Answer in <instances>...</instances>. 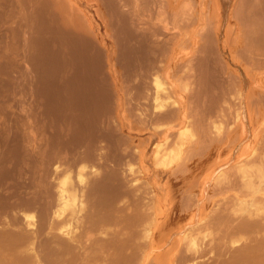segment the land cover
<instances>
[{"label":"bare ground","instance_id":"1","mask_svg":"<svg viewBox=\"0 0 264 264\" xmlns=\"http://www.w3.org/2000/svg\"><path fill=\"white\" fill-rule=\"evenodd\" d=\"M7 1L0 14L11 4L32 41L46 37L49 69L44 82L30 63L29 75L22 72L31 79L21 77L30 91L22 83L18 96L27 123L4 116L11 95L0 92V264H264V128L227 168L216 159L264 120V0H236L224 29L223 19L215 25L206 16L187 57L145 28L147 0L103 3L111 48L85 14H64L50 0H17L15 11ZM164 9L151 20L176 30L175 39L196 22L189 14L168 19ZM137 128L149 134L135 143L126 131ZM145 161L162 167L146 170L151 181L139 177ZM208 169L216 171L212 195L201 188ZM164 171L165 198L178 191L180 215H198L173 246L155 232L171 222L154 191Z\"/></svg>","mask_w":264,"mask_h":264},{"label":"rangeland","instance_id":"2","mask_svg":"<svg viewBox=\"0 0 264 264\" xmlns=\"http://www.w3.org/2000/svg\"><path fill=\"white\" fill-rule=\"evenodd\" d=\"M13 1V2H12ZM9 0V2L8 3H12L15 7H14V9H16V6H17V0ZM148 1L149 0H147V2H146V5H145V8H146V15H145V17L148 15V17L150 18V20L148 21V19H147V21H145L146 22V24H145V28L147 29V30H152V31H154L153 29H155V31H156V33H157V35L159 36L158 37V39H157V41H160L161 43H163V44H165V45H168V43H170L169 41H172L170 44H172L173 43V41H174V43H173V45H175V52H177L176 53V56L178 57H180V56H182L183 54L185 55V53H186V57L187 56H190V51L192 50V48L194 47V45H195V42H193L192 41V38H194V35L201 29V28H204V27H208V25L207 26H205V23H206V20L209 18V16H210V18L208 19V22H209V20L211 21L213 18H216V20L214 21V19L212 20V22H213V24H215L216 25V23L218 22V20H219V22H220V20L221 19H223V20H221V22H220V26H221V28L222 29H224L227 25H229V24H227L226 22H227V16H229L230 14H233V10H234V5H235V3H237V1L236 0H156V2L155 1H153V0H150L149 1V3H148ZM152 1V2H151ZM50 2L53 4V5H56V6H59L61 9H63V11H64V14H75V15H78V16H84V14L85 15H87V16H89L90 18H91V21H93V25H94V27L97 25H99L98 27L101 29V30H99V32L101 33V35L102 36H106L107 37V35H108V33L110 34V36L112 37H114V32H113V30L111 29L112 27L109 25V21L108 20H106V19H109L108 17L107 18H105L108 14H112L111 13V10H109V8H108V10H109V12L106 10V8H105V6L107 7L108 5H107V1L106 0H50ZM186 2H187V4H186ZM103 3H106L105 4V6H104V4ZM160 3H161V5H160ZM103 4V5H102ZM191 6H190V5ZM148 5V6H147ZM184 5V6H183ZM189 5V6H188ZM8 6H12L11 4H8L7 5V3H6V7L8 8H6L5 7V10H6V12H1V16H0V81H2V82H4L3 84H4V86L6 87V88H4V87H2L3 85H1V87H2V89H0V92H4L3 93V95L4 94H7V91H8V94L7 95H11L9 98V102L7 103V106H10V104H11V108L10 107H7L6 106V113L4 112V116L6 117V118H9V117H11L12 119H14V118H16L17 117V119H19V120H16L15 122L17 123V121H18V123H27L28 122V117H27V111H28V109H27V111L26 112H24V111H21V99H19V97L18 96H20L19 95V93H21V92H19V90L21 91V87H20V85L22 84V83H24L23 85L25 86V89H26V91L28 92V91H30V83H31V79H29L30 77L29 76H27V75H29L27 72H26V67H27V65H29V63H30V69H34V68H37V69H35L36 71H37V73L40 71H42L41 73V75H38L37 73H34V74H37V76L39 77H36L35 75V78H36V80L37 79H41V77H43V76H48V66L47 67H44L43 65L45 64V59H46V55H43V54H45L46 53V43L47 42H45L46 41V37L44 36V34H40L39 36L40 37H38L39 39H36V41H32V39H30L31 38V29L29 28V26L28 25H25L26 23L22 20V15H24V14H21V13H17V12H20V11H17V9H19V8H17L15 11H17V12H15V14H10V11L8 12V10H11ZM13 7V6H12ZM17 7H19V6H17ZM103 7H104V9H103ZM109 7V6H108ZM152 7V8H151ZM159 7H161V9H162V7H164L165 9V16L168 18V16L167 15H174L175 13L176 14H186V15H188L189 14V16H191V17H196L195 19H196V22L194 21V23H191L190 25H187V27H183V30H184V32H185V35H180L179 36V38L178 39H181L182 37L183 38H185L186 37V39H183L182 41H184L185 40V42H183L182 43V41H181V45L179 44L180 43V41H178V39H177V37H176V39H177V42H179V43H177L176 42V39H175V36H176V30H168V29H164L163 27H162V24L161 23H157V24H153V22H152V20H154L155 21V15H156V17H157V12L159 11ZM191 7V8H190ZM28 8V7H27ZM29 10V9H28ZM103 10H105L106 12L104 13V11ZM125 11H126V13L125 14H129V10L127 9H125ZM124 11V12H125ZM29 12V11H28ZM149 12H150V14H149ZM156 12V13H155ZM182 12V13H181ZM6 13V14H5ZM9 13V14H8ZM159 13V12H158ZM19 16H18V15ZM103 14V15H102ZM213 14V15H212ZM216 14V15H215ZM228 14V15H227ZM26 15V14H25ZM28 15V14H27ZM91 15V16H90ZM104 16L103 18H102V16ZM159 15V14H158ZM170 15H169V17H170ZM211 15L213 16V17H211ZM215 15V16H214ZM6 18H5V17ZM109 16V15H108ZM165 16H163V14H162V17H165ZM207 16V17H206ZM3 17V18H2ZM10 17V18H9ZM148 17H146V18H148ZM172 17V16H171ZM199 17V18H198ZM200 17H201V20H200ZM207 19H206V18ZM221 18V19H219V18ZM224 17V18H223ZM206 19L205 21L204 20H202V19ZM212 18V19H211ZM218 18V19H217ZM152 19V20H151ZM169 19V18H168ZM29 20V19H28ZM27 20V21H28ZM102 20H104V21H102ZM200 20V21H199ZM226 20V21H225ZM201 21H204L205 23L203 24V22H201ZM217 21V22H216ZM19 22V23H18ZM106 22H107V24H106ZM207 22V23H208ZM216 22V23H215ZM218 22V23H219ZM22 23H25V24H22ZM97 23V24H96ZM104 23V24H103ZM20 24V25H19ZM96 24V25H95ZM152 24V25H151ZM227 24V25H226ZM14 25V26H13ZM18 25V26H17ZM101 25H103V27H101ZM105 25V26H104ZM106 25H107V28H106V31H107V34L105 33L106 31H105V27H106ZM149 25V26H148ZM218 25V24H217ZM24 26H26V27H24ZM27 26H28V28H27ZM147 26H148V28H147ZM98 27H96V28H98ZM109 27V28H108ZM21 28V29H20ZM30 30V31H29ZM23 31H25V32H23ZM26 31H27V33H26ZM105 31V32H104ZM158 31V32H157ZM25 33V34H24ZM102 33H104V35L102 34ZM187 33V34H186ZM14 34V35H13ZM30 34V35H29ZM22 35V36H21ZM42 35V36H41ZM187 35V36H186ZM16 36V37H15ZM29 36V37H28ZM44 36V37H43ZM109 35H108V37H109V42H108V46H109V48H111L112 46H111V44H113V41H111V37H110ZM185 36V37H184ZM19 37V38H18ZM107 37V38H108ZM181 37V38H180ZM25 38V39H24ZM114 38H112V40H113ZM195 39V38H194ZM25 40V41H24ZM28 41V42H27ZM165 41V42H164ZM167 41H168V43H167ZM195 41V40H194ZM26 42V43H25ZM31 42H32V44H31ZM35 43V44H34ZM37 43V44H36ZM24 44V45H23ZM29 44H31V46L29 45ZM169 44V45H170ZM178 44V45H177ZM36 45H37V47H36ZM28 46H30V47H28ZM193 46V47H192ZM35 48H37V49H39V50H34ZM33 50H34V53H36V54H33ZM36 51V52H35ZM31 52V53H30ZM33 54V55H32ZM31 56H33L34 58H35V56H37L35 59L33 58V57H31ZM32 59H31V58ZM27 59L29 60V62L27 61ZM25 60V61H24ZM32 60V61H31ZM37 60V61H36ZM13 61V62H12ZM26 61L28 62V64L26 63ZM10 62H12V63H10ZM31 62L33 63L34 62V64L33 65H31ZM36 62V63H35ZM44 64H43V63ZM11 64V65H10ZM39 65H41V66H39ZM15 66H17V67H15ZM38 66L39 67H41L40 69L41 70H39V68H38ZM46 68H48V69H46ZM46 69V71H45V73H43L44 71L43 70H45ZM35 71V72H36ZM22 72H25V74H27L26 76L28 77V78H26V76H25V74L24 73H22ZM19 74V75H18ZM43 75V76H42ZM23 76V77H22ZM46 76V77H47ZM25 78L26 80L28 79V80H30L29 82H27L25 79H23L22 80V78ZM46 77H45V80H46ZM44 78V77H43ZM19 80V81H18ZM44 79H41V81H43ZM44 80V81H45ZM8 81V82H7ZM24 81V82H23ZM43 81V82H44ZM1 82V83H2ZM7 82V83H6ZM12 84H11V83ZM26 82V83H25ZM0 83V84H1ZM10 83V84H9ZM34 84V86H35V88L38 86V83H36L35 84V81L33 82ZM13 85H14V90H12L13 89ZM28 85V86H27ZM12 88V89H10V87ZM20 87V88H19ZM28 87V88H27ZM4 88V89H3ZM7 88H9L8 90H7ZM6 89V90H5ZM12 90V92H10ZM25 91V92H26ZM13 93V94H12ZM14 94H18L17 96H15ZM29 95H31V94H27L26 96V98H25V100L23 101V104H27V106L28 105H30L31 103H29V101L30 102H33L32 100H34V98H31L32 97V95L30 96V98H29ZM0 96H2L1 95V93H0ZM12 98H13V100H12ZM31 99V100H29V99ZM20 100V101H19ZM27 101V102H26ZM25 102V103H24ZM29 103V104H28ZM9 104V105H8ZM33 104V103H32ZM8 108H9V110H8ZM20 108V109H19ZM28 108V107H27ZM14 112V113H13ZM19 112H21V113H19ZM12 113V114H11ZM7 114H9V115H7ZM26 114V115H25ZM14 117V118H13ZM22 119V120H21ZM259 119L260 120H258L257 121V123L256 122H254L252 125H247L246 127H245V129L246 130H248V131H246L245 130V132H244V134H245V136L244 137H242L243 135H241V137L240 138H242L241 140L239 139L237 142V146L235 145V146H231L230 148H228L227 150L225 149V152H222V153H220V155L216 158V159H218V161L220 162V161H224V160H226V162L224 161H222V162H220V164L223 166V164H224V166L225 165H230V164H232L233 163V161L235 162L236 160H238L239 158H237L238 156L237 155H240L241 154V151H242V153L243 152H245V150H246V153H244V155H246V154H248L249 152H250V150H249V152H247V150H248V146L250 147V146H252V144H249V145H247L246 144V140H249V139H252L253 138V133H257V132H259L261 129H263L264 128V126H263V124L264 123H262V122H264V120H262L261 119V117H259ZM24 120H27V121H24ZM21 121V122H20ZM37 121H39V119L37 120ZM261 122V123H260ZM27 125V124H26ZM249 126V127H248ZM256 126V127H255ZM258 126V127H257ZM254 127H255V129H254ZM263 127V128H262ZM258 129V131H257V129ZM138 130H136V129H134V130H128V131H126V133L129 135V136H131V137H133L134 138V140H135V143H137V139L139 140L140 138L142 139V138H145L146 136H148V134H149V131H147L146 129V131L145 130H143V128H137ZM240 129V128H239ZM251 129V130H250ZM255 130V131H254ZM253 131V132H252ZM252 137V138H251ZM248 138V139H247ZM240 141V142H239ZM244 141H245V143H244ZM240 144V145H239ZM245 145V146H244ZM246 145H247V147H246ZM244 148H243V147ZM152 145L148 148V154L149 155H151L150 153L152 152ZM235 147V148H234ZM240 147V148H239ZM235 150H234V149ZM230 149V150H229ZM242 149V150H241ZM249 149H251V148H249ZM232 150V151H231ZM229 151H231V152H229ZM230 156H229V155ZM237 156V157H236ZM243 156V155H242ZM239 157H241V156H239ZM231 158V159H230ZM242 158V157H241ZM229 161V162H228ZM145 163V164H144ZM143 164L144 165H146V167L144 166V165H141L140 167L143 169L144 167L146 168L145 170H143V172L141 171L140 173V175H139V177L141 178V179H145V180H149V181H151V178L150 177H147L148 176V174L150 173V172H152V171H150V170H152V169H155V168H157V169H155V170H158V171H160L159 170V168L160 169H162V167H155L154 168V166H153V163L151 164V162L150 161H145ZM224 166L223 167H221V168H224ZM227 166H225V168H227ZM212 167V169L214 168V167H216L215 165H214V167L213 166H211ZM211 167H210V170H211ZM146 170H149V171H146ZM214 170H218V167H216ZM207 171V170H206ZM203 172L201 175H200V178H201V180L203 179V182H204V184H206V186L204 185H202L201 186V188L203 187V190H207L208 192H206V191H204V193L206 192V194L205 195H208V193H209V195H212L211 193H213V189H212V186L211 185H213V182H214V177H215V175H216V171H209V169H208V171L207 172ZM148 172V173H147ZM161 172V171H160ZM167 172V171H166ZM165 171H164V175L161 173L160 174V176H159V181L160 182H158L157 184V186H155V188H154V191H155V193L157 194V196H159V202H158V208H160L159 210H163L164 212L165 211H168L169 212V210H171V212L172 213H170V217L169 218H171V222H169L166 226L167 227H165V229H164V231L163 230H161V227H157V225L155 226V232L157 233L158 232V235L157 234H155V232L153 231V234H155V236L157 235V237L159 236V237H161V238H159V241H160V239L163 241V243L164 244H167V246H171L172 245V243H173V241H174V243H173V245H176L177 244V242L179 243L180 242V240H181V236L185 233V230L186 231H188V228H190L194 223H195V221H197V218H198V215H196L197 214V211L194 209H192L191 211L192 212H190V213H188L187 214V212L186 213H184V214H182L183 215V217H182V215H180V210L178 209L177 210V208H178V204H179V199H180V197L178 198V196H180V193H178V191H176V190H173L172 189V191H173V193L175 192V193H178V194H173L174 195V197L175 198H173V199H168V197H166L165 198V190L163 191L162 190V186L163 185H165V182L166 181H168V177H167V174L168 173H166ZM162 176V177H161ZM161 179V180H160ZM165 179H167V180H165ZM205 179V180H204ZM200 180V181H201ZM205 181H207V183L205 182ZM164 182V183H163ZM170 183H174V181H170ZM162 186H161V185ZM161 186V187H158V186ZM174 187H176V186H174L173 185V188ZM204 187H206L207 189H205ZM211 187V188H210ZM198 188V187H197ZM195 189L194 191L196 192V193H199V191H203L202 189L201 190H199V188L198 189ZM210 189H211V191H210ZM219 197H221V196H219ZM216 198H218V195L216 196ZM165 199V200H164ZM169 200V201H168ZM171 200H176V201H178L177 202V205H175L176 204V201H175V203H174V201H173V203L172 202H170ZM168 201V202H167ZM169 202H170V204L172 203V205H173V207L171 208L170 206L171 205H169ZM168 203V204H167ZM169 205V206H168ZM168 207V208H167ZM170 207V208H169ZM176 207V208H175ZM210 207V206H209ZM157 208V209H158ZM158 210V211H159ZM173 210V211H172ZM176 210V211H175ZM195 211V212H194ZM160 212V211H159ZM174 212V213H173ZM177 212H178V214H177ZM180 212V213H179ZM194 212V213H193ZM174 214V215H173ZM192 214H193V216H195V217H193L192 216ZM172 215V216H171ZM185 215V216H184ZM188 215V216H187ZM160 216V215H159ZM177 217V218H176ZM180 219H179V218ZM190 217V218H189ZM163 217H160V218H158V221L160 222V221H162L163 219H162ZM174 218V219H173ZM192 218V219H191ZM176 221V222H175ZM193 222V223H192ZM170 225V226H169ZM159 228V229H158ZM157 229H158V231H157ZM180 229V230H179ZM162 232V233H161ZM163 232L165 233V235L163 234ZM170 232V233H169ZM160 233V234H159ZM167 235H169V237L167 236ZM181 235V236H180ZM163 236V237H162ZM177 236V237H176ZM176 237V238H175ZM163 238H164V240H163ZM169 238V239H168ZM177 238H179V239H177ZM168 239V240H167ZM175 239V240H174ZM178 241H177V240ZM171 240V241H170ZM159 241H158V244H159ZM162 241H160V244L162 243ZM175 241H176V243H175ZM172 245V246H173ZM155 251L157 252L158 250H154L152 253H150L149 255H148V258H147V260H150V258L151 257H153L154 255H155ZM151 254H152V256H151ZM149 256H150V258H149ZM155 258V257H154ZM161 259V260H160ZM156 260L158 261V262H164V261H166V259H164V258H162V257H160V258H156ZM156 260H154V261H156ZM162 260H164V261H162Z\"/></svg>","mask_w":264,"mask_h":264}]
</instances>
